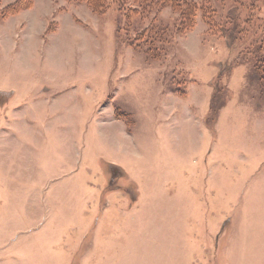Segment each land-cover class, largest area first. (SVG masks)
<instances>
[{"label":"rangeland","instance_id":"1","mask_svg":"<svg viewBox=\"0 0 264 264\" xmlns=\"http://www.w3.org/2000/svg\"><path fill=\"white\" fill-rule=\"evenodd\" d=\"M236 3L0 0V264H264Z\"/></svg>","mask_w":264,"mask_h":264},{"label":"trees","instance_id":"2","mask_svg":"<svg viewBox=\"0 0 264 264\" xmlns=\"http://www.w3.org/2000/svg\"><path fill=\"white\" fill-rule=\"evenodd\" d=\"M108 1H114L119 6L122 5L123 2V0H107V2ZM260 1L261 0H237L236 5H239L241 7L243 6V10H241L240 12L243 14V20L245 22L244 25H246V29H239L236 31V29L234 28L233 30L237 35H240V31L253 32V39L248 42L247 46H245V49L253 57L254 66L260 67L261 70H264V19H260L259 21H256V19H254L255 6ZM163 2H166V0H163ZM175 5H178V3L175 2ZM184 5L187 10L189 6H192L188 3V1H184ZM187 10L185 11V13H187ZM214 105L215 104L212 102L209 114L212 113L215 109Z\"/></svg>","mask_w":264,"mask_h":264}]
</instances>
